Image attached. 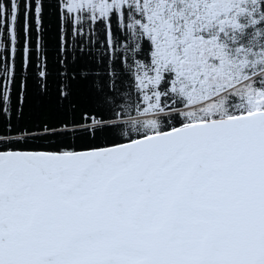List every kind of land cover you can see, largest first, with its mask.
<instances>
[{
	"label": "snow or ice",
	"instance_id": "1",
	"mask_svg": "<svg viewBox=\"0 0 264 264\" xmlns=\"http://www.w3.org/2000/svg\"><path fill=\"white\" fill-rule=\"evenodd\" d=\"M0 264H264V0H0Z\"/></svg>",
	"mask_w": 264,
	"mask_h": 264
}]
</instances>
